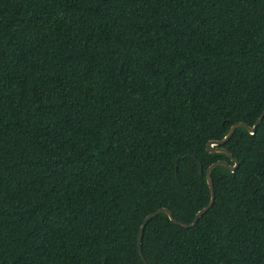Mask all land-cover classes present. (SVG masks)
<instances>
[{
	"label": "trees",
	"instance_id": "obj_1",
	"mask_svg": "<svg viewBox=\"0 0 264 264\" xmlns=\"http://www.w3.org/2000/svg\"><path fill=\"white\" fill-rule=\"evenodd\" d=\"M263 109L264 0H0V264H144ZM221 146L148 264H264V117Z\"/></svg>",
	"mask_w": 264,
	"mask_h": 264
},
{
	"label": "water",
	"instance_id": "obj_2",
	"mask_svg": "<svg viewBox=\"0 0 264 264\" xmlns=\"http://www.w3.org/2000/svg\"><path fill=\"white\" fill-rule=\"evenodd\" d=\"M263 117H264V109H263V111L261 112V114L259 115V117L257 118V120L255 121V123L252 126H249V125H247V124H245L243 122L234 123V124H232L230 126L228 132L226 133V135L222 139L210 140L206 144L207 151L225 153L231 160L234 161V165H229L225 160H219V161H217L215 163L210 164L207 167V169H206V180H207V183H208V186H209V189H210V200H209V202L207 203V205L205 207L201 208L200 210H198L196 212V214L194 215V218H193L191 223L185 224V223H182V222L176 220L173 217L172 213L166 208H159V209L149 213L148 215H146V217L144 218V220H143V222H142V224L140 226L139 233H138V238H137L138 251H139L140 257L142 258L144 264H148V263L145 260L143 254H142V251H141V238H142L143 229H144L145 225L147 224V222L150 220V218L153 217L154 215L158 214V213H166L167 216L169 217V219L173 223H175V224H177L179 226H182V227H185V228L194 226L196 224L197 220L199 219V217L211 207V205L213 203V200H214V189H213V184H212V179H211V170H212V168H214V167H216L218 165H223V166L228 167L231 171H234L235 168L238 165L237 160L232 156V154L227 149L222 147L221 145L224 144L230 138V136L233 134L235 129L237 127H239V126H242V127L246 128L250 133H253L255 131L256 127L261 123Z\"/></svg>",
	"mask_w": 264,
	"mask_h": 264
}]
</instances>
